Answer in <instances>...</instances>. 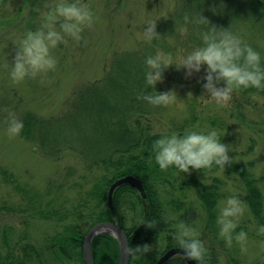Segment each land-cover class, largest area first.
I'll return each instance as SVG.
<instances>
[{
    "label": "rangeland",
    "instance_id": "obj_1",
    "mask_svg": "<svg viewBox=\"0 0 264 264\" xmlns=\"http://www.w3.org/2000/svg\"><path fill=\"white\" fill-rule=\"evenodd\" d=\"M185 1L192 2L83 0L94 13L93 27L81 33L79 44L69 40L68 45L52 50L58 61L54 71L17 84L11 80L10 72L19 41L28 31H35L44 23L42 14L49 10L54 0H0V262L12 259L15 263H24L23 247L29 244L35 248V253L28 264H82L79 260L56 258L57 238L69 237L66 236L70 235L68 229L87 232L99 220L107 205L99 190L105 187L104 178L111 179L113 170L103 165L92 166L90 154L80 153L82 131L67 124V118L74 112L72 104L76 103L80 90L102 83L117 55L134 54L147 46L154 47L151 56L163 51L171 53L174 62H178L180 56L194 50L196 47L183 46L166 52L163 47L155 49V39L148 42L143 37L147 21L157 20L158 33L159 24L179 11ZM213 4V0H201L200 6L193 10L194 16L202 13L207 19L211 18ZM198 25L195 23L199 31ZM179 33L178 29L177 35ZM164 37L160 35L157 39ZM163 40L171 47L177 42L176 38L168 36ZM205 69L206 66L190 78L185 77L184 69L177 71L175 66L164 72L163 83H158L155 91L174 90L177 97L167 107L152 106L148 111L150 134L175 132L183 135L187 131L216 130L221 142L231 145L229 155L233 163H254L253 178L262 192L264 210V97L239 92L233 94V101L227 107L204 104L199 97L205 83ZM102 91L110 96L107 88ZM189 92L192 96L188 97ZM96 99L88 97L86 103L91 102V107L98 108ZM9 111L22 121L23 128L28 116L37 120L31 122L38 124L32 128V137L22 133L15 138L7 135ZM87 115L89 121L95 119L92 113ZM87 119L79 124L89 125ZM42 127L45 132H40ZM43 133L52 137L51 144H44V150L40 147ZM150 164L153 169L157 165L153 154ZM156 176L154 185L168 228L149 243L152 252L138 257L137 264H150L169 245L179 248L174 236L180 221L198 232L207 252H215L217 264H264V250L260 247L264 235L257 232L264 225L255 218L249 206L246 184L240 177L219 168L192 170L190 175L179 173L175 168L159 169ZM192 182L217 188L219 196L214 220L209 219ZM230 196H237L248 205L236 229V232L247 233L245 254L235 240L229 248L219 237L217 205ZM127 217L131 218L132 214L129 212ZM142 221L140 215L137 222Z\"/></svg>",
    "mask_w": 264,
    "mask_h": 264
},
{
    "label": "trees",
    "instance_id": "obj_2",
    "mask_svg": "<svg viewBox=\"0 0 264 264\" xmlns=\"http://www.w3.org/2000/svg\"><path fill=\"white\" fill-rule=\"evenodd\" d=\"M213 1L212 8L214 11L212 10V13H209L211 18L208 20L218 27L229 28L234 34L240 36L245 43L260 53L262 63H264V0ZM199 3H201V0L185 1L184 4L182 2V10L171 13L168 18H165L166 21L159 24L158 33L160 32V35L165 37L176 38L177 42H175L174 47H171V45H168L169 43L163 40L165 37L155 39V49L163 47L165 48L164 51L173 52L183 46L197 48L202 45L200 33L205 31L207 26L198 25L199 31L197 30L194 23L197 16H194L195 12L193 11L197 6H200ZM187 15L189 21H193L186 25L189 29L188 34L186 36H182L180 33L177 35V30L185 26L184 18ZM151 50H154V47L147 48V46H144L141 51L134 54L117 55L108 68L102 83L97 82L80 90V93L77 94L76 103L72 104L74 112L67 118L69 126H74L76 130L80 128L82 131L80 134V141L82 142L79 147L80 153L86 155L87 152L90 154L88 156L92 158V166L103 165L107 170H113L111 179L104 178L105 187L102 185L103 189L99 190L102 191L100 197L103 202L107 200L109 187L116 180L125 176H134L143 182L146 199H142L140 194L132 187L124 185L114 193L113 209L110 210L106 205L99 220L90 227L91 229L101 222L116 223L125 231L129 246L149 244L166 232L168 228V221L163 215V206L154 185V180L157 179L156 174L160 168L156 165L153 169L150 164L153 154L152 144L162 134H150L151 124L147 116H149L148 111L152 106L142 99H137V96L142 92L152 91L151 88L146 89L145 85V60L148 56H151ZM105 88H107L110 96L105 95V91H102ZM102 92L103 94H101ZM239 92L254 93L264 97V91L252 88L238 90L235 93ZM88 97L91 100L97 98L95 102L99 107L94 108L91 107V102L86 103ZM83 106L85 108H81ZM87 113H92L95 119L89 121ZM83 119H87L89 125L82 127L79 123ZM32 121L37 120L32 116H28L25 127L21 131L24 136L32 137V128L35 129L38 125L37 123H31ZM50 125L52 126V124ZM44 130L46 129L42 127L40 132H45ZM51 140L50 134L43 133V144L40 147L44 150V144H51ZM92 155L95 156L91 157ZM99 155L104 156L98 157ZM216 168L218 167L213 166L211 170L202 171H213ZM253 168L254 163L239 164L232 162L231 166L225 167V171L228 174L237 175L245 182L248 195L247 202L253 210L255 218L260 224L264 225L263 196L258 182L253 178ZM171 169L173 168L168 170ZM191 184L192 187L197 189L198 197L202 200L209 219L214 220V211L219 196L217 188L204 186L197 182ZM129 212L132 214L131 218L127 217ZM140 215L143 221L138 223L137 219L140 218ZM147 220L157 222L154 229H150L146 227V224H143ZM67 231L70 232V235H66L69 237L60 236V238H57V249L54 253L57 254L56 258L67 261L79 260L82 264H85L83 244L88 231L77 232L72 231V229ZM170 248L173 247L169 245L161 256ZM23 253L26 260L24 263H15L11 259L2 261L0 264H28L33 257V253H35V248L28 244L23 247ZM92 254L95 264H120V247L117 239L110 234L99 235L93 240ZM161 256L154 259L150 264H155ZM137 263H139L138 257L130 259L129 264ZM166 264L187 263L182 256L177 255ZM206 264H217L215 252H207Z\"/></svg>",
    "mask_w": 264,
    "mask_h": 264
},
{
    "label": "clouds",
    "instance_id": "obj_3",
    "mask_svg": "<svg viewBox=\"0 0 264 264\" xmlns=\"http://www.w3.org/2000/svg\"><path fill=\"white\" fill-rule=\"evenodd\" d=\"M42 15L44 23L35 31H28L19 41L11 64L10 78L13 83L19 84L26 78H35L54 71L58 61L52 50L59 45H68L69 40L79 44L82 40L81 33L94 25V13L83 0H54L49 10ZM184 19L185 26L179 28L182 36L188 34L187 23L193 22L187 16ZM194 23L207 26L200 33L202 45L186 56H180L178 62H174L171 53L163 51L148 56L145 60V85L146 89L151 88L152 91L142 92L137 96L138 100L142 99L153 107L170 105L177 97L175 91L157 93L155 88L158 83H163L164 72L172 66L177 71L184 69L186 78L199 74L206 66L203 76L205 83L199 97L204 104L215 103L223 108L233 101V94L238 90L252 88L264 91V63L259 52L229 28L212 24L202 13L196 17ZM156 29L157 20L147 21L143 31L144 39L151 42L159 38ZM189 96L192 93L189 92ZM6 123V133L10 138L20 135L24 125L14 112H8ZM231 151V145L222 143L216 130L207 133L187 131L183 135L174 132L171 135H161L152 144L155 163L161 171L175 168L179 173L188 175L192 170L201 172L211 170L213 166L225 170L226 166L232 164L233 158L229 155ZM217 207L219 237L229 248L235 240L241 253H247V233L242 230L236 232L248 208L247 203L237 196H230L220 201ZM156 223L153 220L143 222L150 229H154ZM257 232L264 235V226H260ZM198 235L193 227L180 221L176 225L174 239L183 251L184 259L195 261L196 264H206L207 249ZM260 247L264 250V242H261ZM152 249L149 244L130 245L125 248L124 255L136 259L152 252Z\"/></svg>",
    "mask_w": 264,
    "mask_h": 264
},
{
    "label": "water",
    "instance_id": "obj_4",
    "mask_svg": "<svg viewBox=\"0 0 264 264\" xmlns=\"http://www.w3.org/2000/svg\"><path fill=\"white\" fill-rule=\"evenodd\" d=\"M128 185L135 189L142 199H146V191L143 185L142 180L134 177V176H125L118 180H116L114 183L111 184L108 195H107V206L110 210L113 209V197L115 191L124 186ZM110 234L113 237H115L118 241L119 247H120V264H129L130 258L124 255V250L127 246H129L128 238L126 236L125 231L115 223L111 222H101L96 225H94L89 232L87 233L84 244H83V255H84V262L85 264H95L93 254H92V243L93 240L103 234ZM180 255L184 258V253L180 248H171L168 249L158 260L155 264H166L171 258ZM187 264H196L195 261L186 260Z\"/></svg>",
    "mask_w": 264,
    "mask_h": 264
}]
</instances>
